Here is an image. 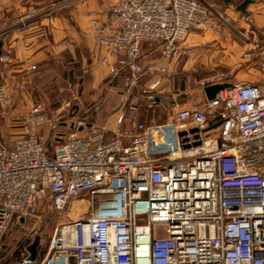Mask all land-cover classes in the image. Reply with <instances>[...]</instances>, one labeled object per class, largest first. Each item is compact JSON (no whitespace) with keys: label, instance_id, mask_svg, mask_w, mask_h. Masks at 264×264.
Returning <instances> with one entry per match:
<instances>
[{"label":"built area","instance_id":"obj_1","mask_svg":"<svg viewBox=\"0 0 264 264\" xmlns=\"http://www.w3.org/2000/svg\"><path fill=\"white\" fill-rule=\"evenodd\" d=\"M82 14L95 46L116 56L109 70L124 73L125 91L144 76L153 90L185 58L188 32L226 22L205 0H111L104 19L97 10ZM144 44L158 55L145 60ZM36 69L29 63L0 81V126L15 111L11 138L0 127V242L39 200L62 212L82 197L88 211L56 226L42 258L22 263L264 264V84L230 82L164 122L130 118L125 141L103 140L94 129L80 135L83 119L58 121L29 97ZM224 83L216 74L198 86ZM20 94L28 100L17 104ZM128 100L136 110L137 96Z\"/></svg>","mask_w":264,"mask_h":264},{"label":"crops","instance_id":"obj_2","mask_svg":"<svg viewBox=\"0 0 264 264\" xmlns=\"http://www.w3.org/2000/svg\"><path fill=\"white\" fill-rule=\"evenodd\" d=\"M110 1L67 0L64 8L21 28L11 25L28 6L22 0H0V57H3L0 60V81H11L29 63L37 66L33 72L35 87H38L39 80L56 70H66L68 77L81 72L77 75L83 80L78 93L80 103L76 106L80 116L75 115L73 118H81L87 124L80 129V135L86 137L94 129L102 135L103 140L119 136L125 141L121 134L125 130H134V121L130 118L144 123H152L153 119L141 110L139 103L136 110L129 108L130 102L126 99L131 100L133 96H137L139 100L140 93L123 89L124 73L110 72L109 65L115 63L116 56L95 46L88 30V19L82 14L84 11L97 10L104 19ZM211 1L227 23L217 20L216 30L190 31L181 42L187 52L186 56L181 63L170 64L168 79L165 83L162 82L165 85L166 99H158L162 107L169 110L168 113L198 104V99L203 100L204 92L197 87L191 88L192 83L197 85L201 79L213 76L200 77L199 71H203V68L246 65L245 61L250 58L246 56L247 52H251V57L256 56V63L261 61L264 64V0H250L244 11L237 9L243 0ZM147 78L143 77L141 81H146ZM235 78V81L264 84V74L259 70L240 71L235 74ZM103 82H107L108 86L104 91H99L97 87ZM27 97L20 94L15 103L28 100ZM29 97L33 100L42 99L36 95L35 89ZM146 107L151 105L147 104ZM121 114L124 117L118 122ZM9 115L2 119V128H9ZM11 133L9 131L3 135L11 138Z\"/></svg>","mask_w":264,"mask_h":264},{"label":"rangeland","instance_id":"obj_3","mask_svg":"<svg viewBox=\"0 0 264 264\" xmlns=\"http://www.w3.org/2000/svg\"><path fill=\"white\" fill-rule=\"evenodd\" d=\"M205 1L210 5L214 12L219 13L217 8L212 4L213 2L211 0ZM22 2L24 5L28 6V9L25 10L24 13L19 16L12 25L10 24L11 26L14 25L15 27L21 28L27 27L42 16L52 14L54 11L64 8V4L67 2V0H22ZM40 13L42 15L38 16ZM31 15H36L38 18L24 26H18V24H21L20 21L22 19H25L27 16ZM183 46L184 45L182 44V47ZM147 50H143V57L145 60L150 59L154 55H158V51H155L154 53ZM259 54L260 52L257 53V56H259ZM255 57L256 56H250V58L245 61L246 65L242 64L233 68L224 65H217L206 69L203 68V71H199L201 75L200 77L221 74L226 80L235 81V74L240 71L245 72L248 70H259L264 74V64L261 63V61L256 63L254 61ZM61 72H63V74ZM65 72L66 70H56L55 73L46 75L43 80H39L37 82L38 87H35L34 83L32 84L33 88L31 91L35 89L36 95L40 96L42 100L48 105L52 115H54L58 121L70 123L73 121L75 115L80 116L77 114L76 106L80 103L78 93L80 91V82L83 79L80 78V76H77L80 75L81 72L80 74H76V76L72 75L69 77ZM147 85V81H141L139 85L132 88L131 91L140 93V99L138 100V103L140 106H142L141 110L146 115L152 117V123L164 122L165 119H168V117L171 116L172 112H170L171 114L168 113L169 110L165 107H162V103L160 101L153 103L152 98L155 96H161V98L166 99V91H164L165 85L160 83L151 91H148ZM107 86V82H103L97 87V89L99 91H104ZM195 87H197L198 90L200 89L198 84L195 85L192 83L191 88L193 89ZM120 88L121 87H119V89ZM123 89L125 90V86ZM198 100L200 101L198 104L201 105L204 101V98L203 100ZM96 102L97 101H95L94 104H96ZM147 104H150L151 107H146ZM9 131L13 132L11 128H2L1 126V132H3V134H7ZM80 199L83 198L80 197L72 199L62 212L53 210L48 199H42L36 203V205L31 209L30 214L25 219L20 220L19 222L16 220L11 222L0 242V264H24L22 263V260L24 258L30 257L32 253L33 260L31 262L42 258V256L47 251L48 242L56 226L68 219H73L76 216H82V214L86 212L80 208L73 210H70L69 208L71 205H75ZM155 228L156 230L161 229L160 226H155ZM35 241H37V246L32 248L31 245Z\"/></svg>","mask_w":264,"mask_h":264},{"label":"water","instance_id":"obj_4","mask_svg":"<svg viewBox=\"0 0 264 264\" xmlns=\"http://www.w3.org/2000/svg\"><path fill=\"white\" fill-rule=\"evenodd\" d=\"M250 0H243L238 6H237V9L240 10V11H244L245 9V6L247 5V3L249 2ZM229 83H224V84H215V85H211V86H207L204 88L203 92H204V95L207 99H212L215 95V93L219 90V89H222L223 87L225 86H228ZM35 246H37V241H35L31 247L34 248ZM33 260V253L30 257L26 258L24 260L25 263H29Z\"/></svg>","mask_w":264,"mask_h":264},{"label":"bare ground","instance_id":"obj_5","mask_svg":"<svg viewBox=\"0 0 264 264\" xmlns=\"http://www.w3.org/2000/svg\"><path fill=\"white\" fill-rule=\"evenodd\" d=\"M87 206H88L87 200L83 198V199H80L79 201H77V203L75 205H71L69 208H70V210L78 209V208L85 210L86 212L82 214V216H83L87 213V208H88ZM74 218H77V216Z\"/></svg>","mask_w":264,"mask_h":264},{"label":"trees","instance_id":"obj_6","mask_svg":"<svg viewBox=\"0 0 264 264\" xmlns=\"http://www.w3.org/2000/svg\"><path fill=\"white\" fill-rule=\"evenodd\" d=\"M147 45L146 44H144L143 45V50H147ZM148 51V50H147ZM159 97H161V96H159ZM53 132H54V128H51L50 129V132H49V140H50V138L52 137V135H53Z\"/></svg>","mask_w":264,"mask_h":264}]
</instances>
